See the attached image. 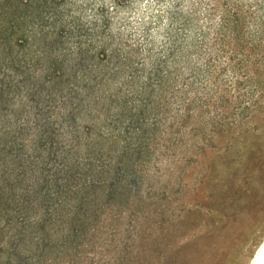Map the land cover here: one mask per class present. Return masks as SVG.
Segmentation results:
<instances>
[{"label":"rangeland","instance_id":"rangeland-1","mask_svg":"<svg viewBox=\"0 0 264 264\" xmlns=\"http://www.w3.org/2000/svg\"><path fill=\"white\" fill-rule=\"evenodd\" d=\"M46 1L0 0V33L20 14L0 34V184L7 131L64 111L65 164L91 174L84 203L27 226L0 264H249L264 238V0ZM56 3L63 40L44 32Z\"/></svg>","mask_w":264,"mask_h":264},{"label":"trees","instance_id":"trees-1","mask_svg":"<svg viewBox=\"0 0 264 264\" xmlns=\"http://www.w3.org/2000/svg\"><path fill=\"white\" fill-rule=\"evenodd\" d=\"M46 3L47 1L43 0L45 8ZM23 5H30L29 0H25ZM59 6L56 3L51 11L50 8L47 10V18H51L53 21L52 26L44 32L45 35L56 34L63 40L60 33L65 32L64 29L68 28L62 20L58 23V18L61 16ZM18 12V6L13 7L11 26L7 24V33L9 29H11V32L7 34L3 29V33L0 34L10 36L20 31V28L16 26L20 20ZM65 34L67 35V32ZM80 36L79 25L76 24L72 32L68 33V37L78 39ZM11 45L12 43L9 44V46ZM10 50L11 48L8 49V51ZM72 56L75 57L77 64L84 61L78 52L72 53ZM20 63L18 61L19 67L22 68L23 65H20ZM11 64L10 61L7 62L8 66ZM57 70L59 71L56 76L64 77L65 73H62L60 69ZM57 70L55 69L54 72L56 73ZM86 70L83 71V74H86ZM78 74V71H75L74 78ZM9 87L16 89L13 84ZM11 92L14 94V90H11ZM65 113L71 115V111H64L61 114L64 115ZM61 114L57 119L51 117L36 118L30 124L23 123L17 126V129H13L11 132L7 131V166L3 165V174L7 173V185L4 188L0 184V259H7V257L12 259L17 255L21 250L20 245L26 238L25 229L27 226L38 227L43 225L46 221L51 220V216L60 217L57 210L64 203L70 207L73 206L75 209L76 205L79 203L81 205L86 199V193H83V185L87 183L86 179L91 171L90 169L84 170L81 168L79 159H76L71 168L66 166L65 162L69 155L66 151H71V149L66 148L67 145L59 136L62 124L66 122ZM7 119V123L11 121V119ZM70 142L72 143V137ZM59 157L64 158L61 161ZM56 162H58V165L55 166L54 163ZM57 166L61 167L58 168ZM62 167L67 169L63 170ZM74 171H80L81 175L78 176L80 182L77 185L73 183V186H71L72 181L75 178L77 179ZM60 172L63 173L64 181L62 183H58L56 176ZM26 181L31 183H25ZM45 184L47 189L44 188ZM69 192L75 193L69 197ZM77 210H79V207ZM74 213L73 209L64 212L66 219L71 217L69 222L75 219L74 216L77 212ZM5 232H7V238L9 239V248L2 252L1 244Z\"/></svg>","mask_w":264,"mask_h":264},{"label":"water","instance_id":"water-1","mask_svg":"<svg viewBox=\"0 0 264 264\" xmlns=\"http://www.w3.org/2000/svg\"><path fill=\"white\" fill-rule=\"evenodd\" d=\"M264 259V238L259 246V248L253 254L249 264H261Z\"/></svg>","mask_w":264,"mask_h":264},{"label":"bare ground","instance_id":"bare-ground-1","mask_svg":"<svg viewBox=\"0 0 264 264\" xmlns=\"http://www.w3.org/2000/svg\"><path fill=\"white\" fill-rule=\"evenodd\" d=\"M262 240H263V239H262ZM261 242H262V241H261ZM261 242H260V244H261ZM260 244L257 246V248L255 249V251L259 248ZM255 251H254V253H255ZM252 257H253V255H252ZM252 257H251V258H252ZM250 261H251V259L249 260V263H250ZM261 264H264V259L262 260Z\"/></svg>","mask_w":264,"mask_h":264}]
</instances>
